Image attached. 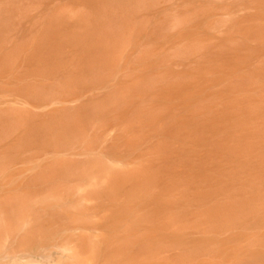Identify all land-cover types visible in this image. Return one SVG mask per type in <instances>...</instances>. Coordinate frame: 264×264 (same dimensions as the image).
Returning a JSON list of instances; mask_svg holds the SVG:
<instances>
[{
	"label": "rangeland",
	"instance_id": "rangeland-1",
	"mask_svg": "<svg viewBox=\"0 0 264 264\" xmlns=\"http://www.w3.org/2000/svg\"><path fill=\"white\" fill-rule=\"evenodd\" d=\"M152 1L0 0V264H264V0Z\"/></svg>",
	"mask_w": 264,
	"mask_h": 264
},
{
	"label": "bare ground",
	"instance_id": "bare-ground-1",
	"mask_svg": "<svg viewBox=\"0 0 264 264\" xmlns=\"http://www.w3.org/2000/svg\"><path fill=\"white\" fill-rule=\"evenodd\" d=\"M108 1H111V3L113 4V6L111 7V8H107V7H99V8H97L95 11H94V15H116L117 13H118V7H123L122 8V10L123 11H125L126 13H127V9L129 8V11L130 12H135L136 10H137V8H139V6H140V2H138V1H140V0H108ZM145 1H147L148 3H151V2H153L152 0H145ZM103 2V1H102ZM110 5V4H109ZM131 6H133V7H131ZM125 7H126V9H125ZM92 10H93V8H92ZM128 11V12H129ZM101 18V17H100ZM114 21V20H113ZM100 24V23H99ZM262 34V33H261ZM82 43V41H80V39H78V40H75V41H70V43H69V45H75V46H79L80 44ZM52 69V70H51ZM59 69V68H58ZM51 72H53V77H52V75H51V73H50V71ZM46 73H48V76H46L48 79H50L51 77L54 79V77H59L60 78V75H62L63 73L62 72H60V74H59V76H58V74H54V73H57L56 71H57V69H53V67L52 68H50ZM55 72H54V71ZM59 70H61V69H59ZM58 70V71H59ZM59 73V72H58ZM50 74V75H49ZM47 75V74H46ZM55 75H57V76H55ZM39 107V106H38ZM85 107V106H84ZM83 107V108H84ZM88 107V106H87ZM87 108H85V110H86ZM88 110V109H87ZM75 112H77V110H75ZM74 111L72 112V113H75ZM67 115V114H66ZM76 116V115H75ZM86 117V116H85ZM87 119V118H86ZM214 124V123H213ZM212 126V125H211ZM214 126V125H213ZM215 127V126H214ZM236 127V126H235ZM212 128V127H211ZM210 128V129H211ZM228 128V127H227ZM231 128V127H230ZM218 129V128H217ZM213 130V129H212ZM226 130V129H225ZM224 129H223V131H225ZM218 133V132H217ZM224 134V133H223ZM240 134H242V136L240 135L239 137H243V132L241 131V133ZM218 135V134H217ZM223 137V136H222ZM245 137V136H244ZM229 138V137H228ZM225 139V138H224ZM246 139V138H245ZM227 140V139H226ZM225 140V141H226ZM195 141H199V139H197V140H195ZM224 141V140H223ZM233 142H234V140H232ZM236 141V140H235ZM242 141H244V140H242ZM241 142V141H240ZM245 142V141H244ZM224 144V143H223ZM231 151V150H230ZM230 151H224V152H226V154H227V156L229 157V156H231L230 155ZM223 152V151H222ZM239 153H237V154H235V155H237V156H239L238 155ZM241 154V153H240ZM235 172L237 171V170H234ZM234 171H233V174H234ZM239 171H237V173H238ZM240 173V172H239ZM232 174V175H233ZM231 175V176H232ZM234 175H236V174H234ZM226 176H227V174H226ZM229 176V175H228ZM119 183V182H118ZM137 191V190H136ZM131 192H133V191H131ZM135 192V191H134ZM133 192V193H134ZM133 193H131V195L133 194ZM139 193V192H138ZM137 193V194H138ZM136 194V193H135ZM141 194V193H140ZM130 196V195H129ZM132 197H133V195H132ZM132 197L130 198L131 200H132ZM135 197V196H134ZM136 220V219H135ZM138 220H139V218H138ZM142 222V221H141ZM140 221L138 222L139 224L141 223ZM135 223V222H134ZM137 225V224H136ZM128 237H130V236H128ZM131 238V240H132V237H130ZM133 241V240H132ZM69 247H63V249L64 250H62V251H66L67 249H68ZM70 250V249H69ZM67 252V251H66ZM48 254H52L53 255V253H48ZM45 255V254H44ZM52 255H50V257H49V255H45L47 258H44V259H47L46 261H44V259L42 260L40 257V261L39 260H35L36 262H37V264H60V261L62 260V259H64L65 258V256L64 255H57L58 257H55L54 258V255H53V258L51 259V257H52ZM49 258L51 259V260H49ZM18 261L17 260H15L14 261V264H16ZM31 262H33V261H31ZM32 264H36L35 262L34 263H32Z\"/></svg>",
	"mask_w": 264,
	"mask_h": 264
}]
</instances>
